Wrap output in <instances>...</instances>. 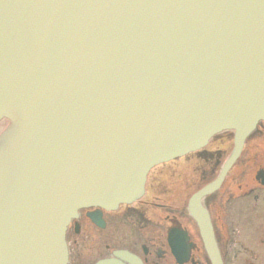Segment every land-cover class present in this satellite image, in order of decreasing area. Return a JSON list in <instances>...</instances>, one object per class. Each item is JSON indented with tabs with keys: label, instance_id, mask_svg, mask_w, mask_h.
<instances>
[{
	"label": "water",
	"instance_id": "95a60500",
	"mask_svg": "<svg viewBox=\"0 0 264 264\" xmlns=\"http://www.w3.org/2000/svg\"><path fill=\"white\" fill-rule=\"evenodd\" d=\"M264 120V0H0V264H67L82 207L114 209L148 171L232 130L205 211ZM95 264H139L126 253Z\"/></svg>",
	"mask_w": 264,
	"mask_h": 264
},
{
	"label": "flooded vegetation",
	"instance_id": "af4514ba",
	"mask_svg": "<svg viewBox=\"0 0 264 264\" xmlns=\"http://www.w3.org/2000/svg\"><path fill=\"white\" fill-rule=\"evenodd\" d=\"M233 147V132L221 131L160 164L176 161L172 169L149 178L150 170L139 199L114 209L80 208L65 230L67 264H95L118 252L139 264H211L190 200L218 178ZM194 205L206 213L222 264H264V120L219 185Z\"/></svg>",
	"mask_w": 264,
	"mask_h": 264
},
{
	"label": "rangeland",
	"instance_id": "374dc122",
	"mask_svg": "<svg viewBox=\"0 0 264 264\" xmlns=\"http://www.w3.org/2000/svg\"><path fill=\"white\" fill-rule=\"evenodd\" d=\"M5 124H6V121H2V122H0V133H1V131L3 130ZM176 163H177L176 161H173V162H169V163L164 164V165H160V166H156V167H154V168L151 170V172L149 173V178H151L150 175H154V174L157 175V172L160 171V170H162V169H163V170H166V169H172L173 165L176 164ZM154 179H156V178H154ZM172 180H174V178H173V179L170 178V181H172ZM152 183H153V182H152L150 179H148V181H147V183H146V187L149 186V188H150V186H151Z\"/></svg>",
	"mask_w": 264,
	"mask_h": 264
}]
</instances>
